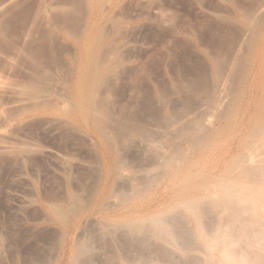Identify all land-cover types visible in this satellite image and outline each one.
<instances>
[{"label":"bare ground","instance_id":"bare-ground-1","mask_svg":"<svg viewBox=\"0 0 264 264\" xmlns=\"http://www.w3.org/2000/svg\"><path fill=\"white\" fill-rule=\"evenodd\" d=\"M262 1L264 3V0ZM257 2L259 6L261 2ZM257 6L254 7L258 8ZM260 6L257 10L262 9L261 12H264L263 6ZM254 7H251V10H255ZM158 9L162 10L163 7ZM158 9H154L152 14L164 11ZM246 10L240 11L241 16L237 17L243 29L245 27L251 32L248 33L252 35L251 39L248 38L249 45L264 48V16L256 17L254 13H257V10ZM87 25L91 24L88 22ZM231 25L233 26L234 22ZM231 25L228 26L232 27ZM146 26L149 27L147 23L141 27L145 30ZM235 28L239 27L233 26L231 29ZM88 29L90 30L82 29L83 35L74 40V44L79 48V55H71L70 68L65 67L59 71L57 67L58 73L69 70L62 74L64 78L56 75L62 79L61 85L55 84L57 78L53 75L55 64L53 65L52 61L50 64L53 66L48 67L49 63L46 65L53 71L43 70L42 73L41 66L46 67L42 64L43 61L41 60V66L38 64L40 67L34 63L37 66L34 70L38 73L40 71L41 76L38 75L39 78L37 76L38 79L34 80L32 78L37 74L33 73L31 80L26 78V82L22 81L20 85L15 82L19 79H16V76L15 79L9 76L5 82L6 73L3 76L2 67L0 68V116L4 118L0 117L3 123L0 127V158H11L12 160L4 161L9 164H13L14 159L15 165L21 164L18 168L27 167V170L35 173H30V176L32 174L34 177L30 181L24 179L27 180L25 185L30 193L26 191V194L24 187L18 184L19 188L23 187L24 195L29 196L13 198L10 195L12 199L9 198L11 200L6 202L5 207L12 210L8 231L11 229L13 234L14 231L23 229L26 231L25 239L34 233L38 235L43 232L41 237L38 235L37 239L34 238L37 244L35 248L26 251L25 256L16 255L10 261H13L11 264H264V214H261V209L257 207V204H264V74L260 87H255L259 94L251 103L254 110L248 103L246 111L249 116L245 121L244 110L242 112L241 125L245 134H239V141L236 140L239 137L236 133L241 126L238 121L236 123V118L242 111L245 89L241 88L237 94L229 97L227 95V98L222 97V91L234 89L233 82L229 84L230 87L223 84L229 71L232 76L237 74L236 82H241L240 79L244 81V62L234 57V54L237 56L239 52L231 51L234 40L230 41L232 44L224 43L228 50L231 47L230 51L222 52L225 57L218 54L219 49L217 54L215 52L210 73L200 70L205 64L202 61V68L194 67L195 73L191 69V77L189 66L186 70L182 64L183 67H178L179 80L175 78L177 82L174 83L173 90L167 85L168 90L164 86L166 83L162 84L158 80L153 82V89L150 82L144 85L147 88L149 86L146 90L140 88L136 93L133 92L135 89L131 91L135 93L133 98L127 95L131 92L125 93V79L130 76L124 73L130 71L131 67L124 63L140 53L136 54L140 48L136 45V37L139 35L137 36L136 32L125 39L122 38L117 44L109 43L112 46L110 50L105 51L108 45L103 49L107 53L105 58V53L103 56L102 51L99 52L103 56L100 55L99 58L104 60L89 63ZM29 30L33 32L34 28ZM138 30L140 31V28ZM240 31L239 37L243 34L241 29ZM27 33L28 31L24 38H29ZM243 36L244 34L242 38ZM239 37L237 36V39ZM240 40L241 38L238 39ZM244 45L240 47L243 48ZM15 49L13 51H16ZM224 50L226 51V46ZM24 51L22 50L20 55L17 54L19 51L14 53L26 58L29 54L26 53V56ZM71 51L68 50V53H72ZM31 53L33 54L32 51ZM31 55L29 56H34ZM218 55L224 59L221 60ZM11 57L12 64H17L15 60L18 62L19 58L22 59ZM5 63L7 64L8 60ZM66 64L68 66L69 63ZM257 66L256 69L260 68ZM7 67L15 69L16 65L13 67L10 64L9 67L7 64L5 68ZM127 67L129 69L126 70ZM205 67L208 68V65ZM232 69H238L237 73ZM7 71L10 75L9 69ZM51 73L53 76H50L55 77L52 78L53 81L48 77ZM196 73L197 76H194ZM188 74L192 81L188 80ZM11 75L14 73L11 72ZM10 78L14 82H9ZM128 81L130 82V79ZM220 86L224 90L228 89L220 92ZM130 88L132 90V87ZM130 88L128 87V90ZM170 90L177 99L169 97ZM252 90L254 92V89ZM11 92L23 95L13 94L16 95L15 98L18 96L16 100L25 95L30 102L27 108H23L22 105L27 101L22 99L23 103L20 104V99L16 103L12 100L13 108L18 107L15 109L17 112L21 108L15 106L16 104L19 103L23 108V114L26 115L23 120L20 119L21 116L16 119L12 115L11 119H16V122H13V119L8 121V113H13L9 110L13 108H7L3 102L7 103V100L13 97L12 94L9 96ZM125 95L128 96L127 99H132L125 101ZM3 96L8 99L2 101ZM149 96L160 104L152 103L150 98L148 99ZM15 112L13 114L18 116ZM4 113L8 116L5 117L7 114ZM14 127H17V130L27 128L23 133L28 131L29 136L27 133L26 135L30 140L19 139L22 142H13L16 136L17 139L20 136ZM15 131L18 134H15ZM35 135L40 136L37 140L45 139V143L36 141ZM87 150L91 156L88 163L87 159L84 161L80 158ZM2 161L1 165L4 164ZM79 168H83V171L85 168V171L82 175L76 174L77 177L75 173ZM15 171L14 176L19 175L18 171ZM45 176L47 180L43 182L42 178ZM19 180L14 181L15 184L20 183ZM6 234L8 236L0 232V262L4 260L3 253L7 249L5 247L9 232ZM5 261L2 263L5 264ZM8 263L6 261V264Z\"/></svg>","mask_w":264,"mask_h":264},{"label":"rangeland","instance_id":"rangeland-1","mask_svg":"<svg viewBox=\"0 0 264 264\" xmlns=\"http://www.w3.org/2000/svg\"><path fill=\"white\" fill-rule=\"evenodd\" d=\"M144 1L146 2L147 0H130V1L129 0L128 1L127 0H0V65L3 64V66H0V68L2 67V72H1L2 75L4 73H6L8 75V77H7V75L4 74L6 76V79H4V81L5 80L7 81L9 79V76H12L11 78L14 77V79L16 76V79H18L17 77H19L18 80L19 81L21 80V81L19 82L18 80H15V82L17 81L18 84L19 83L22 84V81L26 82V78H29L31 80V76L33 73L37 74V75H34L35 78H32V79L36 80L38 75L41 76V74H39L40 73L39 67L42 64L46 67L41 66L42 67L41 73L43 70L45 72L47 70L50 71L51 68L49 69L48 67L53 66L55 64V69H54L55 74H53V75L54 76H56V75L60 76L61 75L60 77H62L65 74V71L67 72L69 70L66 69L64 71V73L63 72L58 73V72L60 70H64L65 67H68V69H69L70 68L69 66L71 65V61H72L71 55L75 54V53L77 55L79 53V48H78V46L76 47V45L74 44V42H75L74 40L77 39L81 34L83 35L82 31L83 30L85 31L87 28H90V30L88 29L89 30L88 36L90 38H87V40H88V62L89 63L98 62L100 59L99 57H101L103 55V53H105V56L103 55L105 58L106 54H107L106 52L108 50H110L109 49L110 47H112L110 44H112V43H113V45H114V43L117 44L118 42H120L122 40V38L125 39V38H127L133 34H136V32H137V36L139 35L138 37H136V41H137L136 45H137V48H139V47L140 48L138 49L136 54H138L139 52L140 53L137 56L134 55L135 57H131L129 60H127L124 63L127 66L129 65L128 67H131L130 71L128 70V72L130 74H128V72L126 71L127 69H129L128 67L126 68V70H125L126 72L124 73V74L127 73V75L130 76L128 78V79H130V82L126 78L128 76H126V75H125L126 77L124 76L127 79L126 80L124 78L125 83H126V84L125 83L124 84L127 85V87L123 84L124 87L127 88L126 89L127 91H125V89H124L126 94L128 91L131 92L134 89L135 90L133 92L139 91L140 88H141L140 90H142V89L146 90L149 88V86L147 88L146 86H144L145 84L147 85L148 83L151 82L150 83L151 85L150 84L149 85L152 87L154 85L153 82L154 81L158 82V80H160L162 84L166 83V85L164 84V86L167 87V85H169V89L173 90L174 83L179 80V78H178L179 72L178 71H179L180 65H181V67H183L182 64L185 66V68H187L189 66V68H190L189 72L190 73L189 72H187V73L191 74L190 75L191 77H192L193 73L196 72L197 68L198 69L202 68L200 66H203L204 63H205L204 67H205V65H208V68L205 67L206 68L205 69L203 67V69H205V70H203V69H200V70L207 71L208 73H210L212 71V63L214 61L213 58L216 56L215 52L217 54V51L219 49L218 54H220V56L225 57L224 54L222 55V52L224 53V52L230 51L231 47L229 48V45L231 46V44L233 43L232 44L233 50H231V51L233 52L236 50L235 52L240 53V54L238 53L239 57H238V55L236 56V53L234 54V57L236 59H239L240 62H244V65H245L244 66V74H243L244 75V81H242L240 79L241 82H239V83L236 82L237 81L236 80V78H237L236 73H237L238 69L236 71L234 69H232L233 71L236 72V73L233 72L236 75L233 74V76H232L231 75L232 72L229 71L226 74L227 77L225 75V77H224L225 79L223 81H225L226 83L229 80L230 81L228 82V84H226L225 82L223 83L221 81V84L223 83L224 85L227 86L231 82H233V84L231 83L232 88H234L233 91L231 89L229 90L226 87L228 89V92H229V94H227L228 92L225 91L227 89L224 90L220 86V92L222 90H224L226 93L222 91L223 94L225 93V95L222 94V97H226L227 95H228L227 97H229V96L237 94L241 88H242L241 90L245 89L244 90V101H243L242 106H241L242 111L240 112L239 116H237V118H236V123L239 122L240 126H241L238 128V130H237L238 133H236V134H238V135L243 134L244 135L245 134L244 127H243V125H241V121L243 118L242 112L244 110V121H245V120H247L246 118H248V116H249V114H247V111H246L248 105L251 104L253 98L257 97L259 94L258 91L255 89V87L256 86L260 87L261 81L263 79V74H264V63H263L264 62V56H263L264 55V48L262 46L251 47L249 45V41H250L249 39H251V37H252V35H249V34H251V32L246 28L248 30L247 31L245 29V27L243 29L238 18L241 16L240 15L241 12L245 11V9H247L249 11V8H250V11L252 12L254 9L251 10V7L257 6V3H258L257 0L256 1L242 0L243 2L241 0H156V1L150 0L151 2L148 0L146 3ZM152 2H153V4H152ZM253 2H256V3L253 4ZM259 2H261V0H259ZM148 3H150V4H148ZM154 3H156V4H154ZM261 3L264 4L263 1ZM261 3H259L258 5L260 6ZM223 5H225L226 7ZM158 6L161 8L163 7L162 10H164V11L159 12L161 9L159 10ZM246 6L248 8H245ZM259 6H257L258 8L254 7L255 8L254 12L257 9H259ZM260 7H262L264 9V5H261ZM154 9H158L159 13L152 14L155 12ZM240 9L241 10L243 9V10L241 11ZM139 11H141V12H139ZM258 11H260V10H257V13H260L262 11V9L260 12H258ZM136 13H138V14L135 15ZM257 13L256 12L254 13V15L256 14V17H258V16L263 17L264 16V12H261L260 14H257ZM149 14H151V15H149ZM237 16H239V17H237ZM150 18L152 21H150ZM89 19H90V21H87ZM233 20H235V21H233ZM88 22L91 25H87ZM233 22H234L233 26L234 27L238 26L239 28L231 29L233 27L231 25V24H233ZM97 23H98V25H97ZM146 23L149 27L146 26L147 28H145V30H143L144 28H142L141 26L146 24ZM148 23H151V25H149ZM228 25L229 26L231 25L232 27H229ZM91 26L95 27V28L93 27L94 30H92L93 28H91ZM99 26H100V29H99ZM136 26H137V29H136ZM222 26H223V28H222ZM30 28H32V30L34 28L33 32L29 30ZM139 28H140V31L138 30ZM107 29H108V31H107ZM146 29H149V30L146 31ZM240 29L243 31V34L245 36V37L243 36V38H242L243 34L241 35V37H239L240 36L239 34L241 33ZM97 30H99V31H97ZM130 30H132V31H130ZM27 31H28L27 35L29 34L30 36H29V38H28V36H27V38H24V37H26ZM105 31H107V32H105ZM234 31H236V32H234ZM69 32H70V35H69ZM73 33H74V35H71ZM76 34H79V35L77 36ZM221 34H225L226 36L221 35ZM247 34L249 35V37L247 36ZM234 35H236V36H234ZM209 36H210V38H208ZM211 36H212V38H211ZM229 36L231 38H229ZM233 36L236 37V39H234ZM237 36L239 37L238 39L241 38L242 42H241V40L238 41ZM220 38H222V40H220ZM67 39H69V40H67ZM102 39H104V40H102ZM226 39H228V40H226ZM89 40H90V42H89ZM223 40H224V42H223ZM235 40L238 41L237 43L239 45L237 43L236 44L239 46V48L235 44V42H236ZM244 40H246L247 42H245ZM220 41L222 42L223 45L221 44ZM227 41H229V42H227ZM230 41L231 42L233 41V42L231 43ZM77 43H78V41H77ZM224 43L225 44L231 43L228 45V48L230 50L227 49V45H225ZM247 44H248V46H247ZM224 45L226 46V51L224 50L225 49ZM243 45H244L243 48L240 47ZM72 46H74V48ZM106 46L108 47V49H105V48H107ZM22 47H23V49H22ZM217 47H219V48H217ZM235 47H237L238 49L237 48L235 49ZM67 48H68L69 52L73 49L71 51L72 53H68ZM14 49L16 51H19V53H17L16 51H13ZM17 49H19V50H17ZM21 49L23 51L25 50L24 51L25 54L28 53L29 55L32 54L31 53V51H32L33 54L31 56H33V55L34 56L30 57L28 54H26V56L28 55V57H26V58H25V56H22V55L19 56L20 53H22ZM44 49H45V51H44ZM103 49H105L106 52ZM239 49H241V50L239 51ZM243 49H244V51H243ZM26 51H28V52H26ZM101 51H102V53H101L102 55L99 54V52H101ZM220 51H221V53H220ZM12 52L13 53L16 52L19 55L14 53V55H16V56H14ZM48 53H49V55H48ZM11 55L13 57H11ZM9 56L11 58H15V57L19 56L22 59H20L18 57L19 58V59L17 58L18 62H17V60L13 59V61L15 60L17 64H12L13 63L12 59H10ZM53 56H54V58H51ZM48 57H50V58H48ZM58 57H61V58H58ZM92 57H94V58H92ZM223 57L222 58L220 57V59L221 60L224 59ZM28 58H30V59L28 60ZM104 58L103 59L101 58L102 61L104 60ZM5 59L8 60L7 64L9 67H10V64L13 67H15V65H16L15 69H13L12 67L11 68L7 67L9 69L10 75L8 74V71L6 72V70H8V69L5 68L7 65L5 63V62H7V60L5 62L3 61ZM46 59H47V61H46ZM60 59H62V60H60ZM220 59H219V61H221ZM252 59H253V61H252ZM41 60L43 61L42 64H41V62H42ZM9 61H10V64H9ZM50 61H52V64L53 63L54 64L53 65L50 64L51 63ZM59 61H61V63L62 62L63 63L61 64V63H59ZM202 61L204 63H201ZM217 61H218V59H217ZM44 62H46V63H44ZM99 62H101V61H99ZM34 63L37 65L40 64V66L38 65L39 66L38 67L39 73L37 71H35L37 69L36 68L37 66H35ZM47 63H49L50 65ZM66 63H69L68 66ZM198 63H201V64L199 65ZM4 64H6V65H4ZM46 64L48 65V67ZM56 64H58V65L56 66ZM195 64H197L198 66ZM192 65H193V67H192ZM247 65H248V67H247ZM251 65H252V67H251ZM232 66H230V67L234 68ZM256 66L260 67V68L256 69L255 68ZM57 67H58L59 71L57 70ZM194 67L196 68V69H194L195 72L193 70ZM191 69L193 70V73H192ZM3 70H5V72ZM51 70L53 71V69H51ZM186 70H188V68ZM200 70H199V72H200ZM229 70H231V69H229ZM0 71H1V69H0ZM11 72H12V74L14 73V75H11ZM197 72H198V70H197ZM207 72H205V73H207ZM229 73L231 76L229 75ZM43 74L46 75L45 73H43ZM189 74L187 76L188 80L190 79L189 81H192ZM197 74L198 73L194 74V76L195 75L197 76ZM251 74L253 76H251ZM50 75L53 76L51 73L48 75V77ZM39 76H38V78H39ZM51 76H50L49 80L53 81L52 78H55V77H51ZM59 76L58 77L56 76L58 81L54 80L56 85L57 84L61 85L60 81H62V79ZM194 76H193V80L195 79ZM229 76L231 77L232 80L230 79ZM235 76H236V78H235ZM11 78H10L9 82H11L13 80ZM23 78H25V79H23ZM62 78H64V76ZM175 78L177 79V81H175L176 80ZM44 79H46V78H44ZM248 79L250 82L248 81ZM52 81H51V83L54 84ZM12 82H14V81H12ZM127 82H129L128 84L131 83V85H128ZM135 83H137V84H135ZM240 83H242L241 86H240ZM139 84H141V85H139ZM223 84H222V86H223ZM253 84H254V86H253ZM142 86H143V88H142ZM128 87L129 88L132 87V90H131V88H130V90H128ZM229 87H230V85H229ZM152 89H153V87H152ZM167 89H168V87H167ZM252 89H254V92ZM171 90L168 92L169 97L171 96L172 98L173 97L175 98L176 95H174V93ZM16 92H18V91H16ZM16 92L15 93H13V92L9 93V96H10V94H12L11 96H13V94L18 95V93H20V92H18V93H16ZM135 93L131 92L130 94L128 93L127 95H130L132 97L134 95V97H135ZM172 93L174 96L172 95ZM252 93H254V94H252ZM127 95H125L126 99L128 98ZM182 95H184V93ZM9 96L7 95L8 98L11 97V96L10 97ZM15 96L12 97L14 99L10 98L11 100L8 99L7 97L3 96L4 99L2 97V99H3L2 101H4L5 99L6 100L8 99L7 103H6V101H4L3 104L4 105L6 104L5 106L7 108L11 109L14 106L12 100H14V103H16L17 101H19L18 99H20V101L22 99H23V101L24 100L27 101V99H28L24 95L23 98L19 97L16 100V98L18 96H23V95L22 94L18 95L16 98H15ZM132 97L127 99V100L125 99V101H130V99H132ZM179 97H181V95ZM149 98H150L151 102L153 103L154 102L153 100H155V99L152 96L151 97L149 96L148 99ZM175 99H177V98H175ZM10 101H12V102H10ZM23 101H21L20 104H22ZM9 103H11V104H9ZM28 103L30 104L29 101H27V103L25 102L24 103L25 105H22V107L24 108V106H25V108H27L26 106L29 105ZM154 103H156V104L158 103L157 105L160 104L159 102H154ZM15 106H19V108H21V109H19L20 111L18 110L20 112V115H19V112L16 111L18 109V107H17V109L15 107L16 110L13 108V110H9V112L11 111L14 113L16 111L18 113V116L16 115L17 116L16 117L15 114H13V113L10 114L7 112L10 116L8 121H11L13 119L12 121L16 122L15 120L19 116H21V118L19 117L21 120H23L26 116L25 114H23L24 110L21 107V105H19V103L16 104ZM154 106L156 107V105H154ZM253 106L254 105L251 104L252 110H254ZM242 107H243V109H242ZM4 110H5V107H4ZM22 110H23V112H22ZM7 113H4V115ZM8 114L5 117H7ZM12 115L14 116V118H16L15 120H14V118L11 119ZM0 117L3 118V116H0ZM6 120H4V121H6ZM1 122L2 121H0V127H2L1 124H3ZM14 129L17 130V127L16 128L14 127ZM22 129L23 130H20V128H19V130L22 131V133H20V131L17 130V132L19 134L15 131V134L20 135L19 137H21V138L18 137V139H17V136H16L15 140L13 139L14 140L13 142H15L17 140V142L20 143V142H22L20 140H23V141H27V139L30 140L28 137L29 133H27L28 131L24 132L25 134L23 133V131H25V129H27V128L24 129V127H22ZM12 130H13V128H12ZM240 130H242L244 133L242 131L240 132ZM26 133L28 136L26 135ZM25 135L27 136L26 139H24L26 137ZM240 135H239V137L236 138V140L237 139L239 140ZM35 136H34V139L36 141H40V140H37V139H39L40 136H38V135H35ZM30 138H32V136ZM43 140L45 141V139H43ZM43 140L41 139V141L43 143H45ZM17 142H16V144H17ZM46 144H47V142H46ZM84 153H83L84 155L80 156V158L82 157L81 160H84V161L87 159L86 163H88L91 159L90 153L88 152V150L85 151ZM1 159L2 158H0V162L3 160L2 161V163H3L5 160H6L5 162H7L8 161L7 159H9V158H7V159L3 158L2 160ZM9 160H12V159L10 158ZM5 162L3 165L0 164V232H1V234L4 232L5 236H8V234H6V233L9 232L10 238L7 237L8 241H7L6 247H5L7 249H5V251L3 253V259L6 260L7 263L9 262L8 264H11L13 261L12 262H10V261L13 258H15L16 255L21 256L24 253H27L28 250L30 251V250H32V248L34 249L35 246L37 245L35 243V240L37 239L36 236L39 235L38 237H41V234L43 232H39L41 234H38V235H36V233H34L33 236L26 238L27 239L26 240L25 239V237H26L25 232L26 231H24L23 229L22 230L20 229L21 231H18V232L14 231L13 234H12L11 229H9V231H8V227H9L8 221L11 218L12 210H11V208L5 207L7 204L6 202H8L9 198H11L10 195H12L13 198H15L16 196L22 197V195L24 198L26 196H29V195L25 196L24 195L25 193H23L24 191L29 192V190L26 188L27 185H25L26 184L25 181L27 182V180L30 181L31 179H33L34 177H32L33 176L32 174H35V173L27 170V167H26V169L22 168L21 166H20V168H18L19 165H21V164H18L15 161V163L18 164V166H16L17 164L16 165L14 164V159L12 161L13 164H11V163L9 164V162L5 163ZM8 164H9V166H8ZM15 166H16V168H15ZM2 169H4V170H2ZM19 169H20L21 173L19 172ZM79 169L80 170L77 169L75 176L82 175V173L85 171V168H84V171L82 170L83 168H79ZM8 170H10V171L12 170V171L10 172ZM15 170L18 171L17 174H19V175L14 176L16 174ZM22 172L26 173V174H23ZM30 173H32L31 176H30ZM4 177H7V178L5 179ZM22 177H24V178H22ZM21 178L23 181H24V179H27V180H25L23 182L21 180ZM43 178H42L43 182H44V180L45 181L47 180L46 176ZM7 179L9 181L10 180L11 181L9 182ZM17 179H20L21 181L19 180L20 183L16 182V184H15L14 181H17ZM13 182H14V185H13ZM18 184H21V186H23L24 189L21 186L19 188ZM16 186H18V187L16 188ZM14 188H15V190H14ZM20 189H21V191H20ZM26 194H28V193L26 192ZM260 204L262 206L257 204V207L259 209H261L260 213L264 214V210H263L264 204L263 203H260ZM34 238H36V239H34ZM21 241H22V243H21ZM20 245H22V246H20ZM11 246L13 247V249ZM24 256H25V254H24ZM8 259H9V261H8ZM4 260L2 262H4ZM6 261H5V264H6ZM2 262H0V264Z\"/></svg>","mask_w":264,"mask_h":264}]
</instances>
